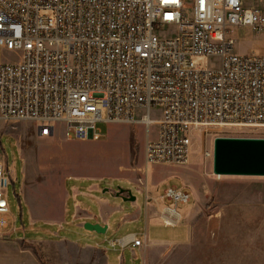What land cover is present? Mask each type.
Here are the masks:
<instances>
[{"label": "built area", "instance_id": "1", "mask_svg": "<svg viewBox=\"0 0 264 264\" xmlns=\"http://www.w3.org/2000/svg\"><path fill=\"white\" fill-rule=\"evenodd\" d=\"M240 27L264 33V0H0V120L38 123L40 136L58 123L68 139L102 138L100 121L143 123L147 163L186 165L192 131L264 128V48L238 54ZM8 173L0 145L5 228ZM165 197L188 203L191 192ZM128 241L143 244L117 240Z\"/></svg>", "mask_w": 264, "mask_h": 264}, {"label": "rangeland", "instance_id": "2", "mask_svg": "<svg viewBox=\"0 0 264 264\" xmlns=\"http://www.w3.org/2000/svg\"><path fill=\"white\" fill-rule=\"evenodd\" d=\"M232 35L238 54L264 48V33L250 27H240ZM194 60L204 67L219 62L206 55H196ZM143 113L139 110L137 118ZM151 113L159 119L163 112L154 106ZM38 125L0 120V145L10 171L6 189L9 212L4 214L9 226L0 227L1 264H88L87 249L72 242L92 243V232L80 226L81 220L73 214L79 200L93 209L98 206L92 199L76 196L73 190L90 184L100 186L96 194L127 206L133 202L115 197L114 190L129 188L137 202L144 204L148 193L160 195L169 186L185 187L190 192L199 186L207 198V213L231 217L228 214H251V209L264 212V176L215 174L213 157L207 155L214 153L217 136L264 137V128H212L203 134L192 131L190 162L180 165L147 163L148 129L143 123L100 121L97 127L103 137L98 139H68L58 123H54L57 129L53 135L40 136ZM157 129L154 125L152 133ZM145 224L144 217L123 233L136 230L142 237Z\"/></svg>", "mask_w": 264, "mask_h": 264}, {"label": "crops", "instance_id": "3", "mask_svg": "<svg viewBox=\"0 0 264 264\" xmlns=\"http://www.w3.org/2000/svg\"><path fill=\"white\" fill-rule=\"evenodd\" d=\"M98 189V184L74 188L76 196L92 199L98 209L79 200L73 215L84 228L86 222L107 226L106 235L89 230L92 243L66 239L87 249L88 264H264V212L251 209V214H228L231 217L207 213V198L199 186L188 203L166 198V188L160 195L148 193L144 204L137 197L130 200L131 206L96 194ZM130 190L118 188L113 195L129 197ZM144 217L142 237L136 230L123 233ZM133 234L143 239L142 245L117 242Z\"/></svg>", "mask_w": 264, "mask_h": 264}, {"label": "water", "instance_id": "4", "mask_svg": "<svg viewBox=\"0 0 264 264\" xmlns=\"http://www.w3.org/2000/svg\"><path fill=\"white\" fill-rule=\"evenodd\" d=\"M213 168L218 175L264 176V137L217 136ZM129 194L125 200L136 199L131 190ZM85 228L101 233L107 230V226L92 222H86Z\"/></svg>", "mask_w": 264, "mask_h": 264}]
</instances>
